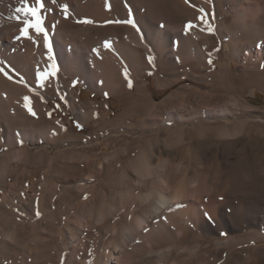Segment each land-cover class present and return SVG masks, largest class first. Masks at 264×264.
<instances>
[{"label": "rangeland", "instance_id": "1", "mask_svg": "<svg viewBox=\"0 0 264 264\" xmlns=\"http://www.w3.org/2000/svg\"><path fill=\"white\" fill-rule=\"evenodd\" d=\"M235 1L218 0L217 15L205 17L210 25L194 28L196 40L189 37L178 53L174 42L176 56L150 62L156 44L154 52L138 46L139 57L116 58L118 69L104 70L101 86L62 68L41 79L35 116L20 108L15 119L0 118L3 128L22 132L9 143L0 134V264H109L125 227L150 210L157 193L180 188L183 199L180 192L148 226L136 223L128 247L114 252L118 264H264V39L244 38ZM253 9L250 28L260 22L254 14L264 17V0ZM120 31L119 38L92 31L88 43L116 37L125 44L127 30ZM39 59L20 66L33 84L36 64L44 67ZM132 78L140 93L123 104L119 85Z\"/></svg>", "mask_w": 264, "mask_h": 264}, {"label": "bare ground", "instance_id": "2", "mask_svg": "<svg viewBox=\"0 0 264 264\" xmlns=\"http://www.w3.org/2000/svg\"><path fill=\"white\" fill-rule=\"evenodd\" d=\"M217 1L216 0H200V1L199 0H187V2H186V0H57V2L55 4H52V0H46L45 8L40 10V15L44 19L45 29L48 30L49 43L51 45V52H49L48 49H46L44 47L42 34L40 36H37L34 29H29V34H30V36L33 37L34 40H36V43H33L32 40H29L27 38L20 36V28L24 27V20L25 19H28V20L32 19V17L30 15L25 16L23 13H16L15 9L17 7L23 6L22 0H0V68H4L5 71H7L9 73V75L11 76V79H9L2 72H0V91L1 92L3 91V94H5L3 97H1V92H0V118L2 117L3 120L10 118L11 117L10 113H12L13 117L15 119L16 118L15 114L16 115H17V113L19 114L18 111L16 112V109H18V110L20 108L26 109L24 106L25 103H30L31 107H33L34 104H38L37 101L39 100V98H40V100L42 99L41 93L44 92V87H43L42 80H41L42 74L46 71H49L51 68V65L53 63H55V65H56L57 73L55 76L49 75V81L51 80V78L52 79L54 77L56 78L58 73L61 72L60 70H62V68L66 69V68H69V66H71V70H73L75 77L77 76V77L86 78L88 81L93 83L95 86L96 85L99 86L100 84H102V83H100V79H101L100 75L104 72V70L108 69L112 73L113 69L116 68V65H117L116 64L117 60H115L116 58H128V57L131 58V56L139 57V51L136 48L138 46L146 47V48H148V50L152 51L153 47H151V46L153 45V43H155L156 47H157V51H156V53L154 51H152V52H154L152 54L153 58H156L159 56L162 57L163 55H164L163 56L164 58L176 56V50L177 49H178L177 53H178V51L179 52L184 51V49H185L184 45L185 44L187 45V43L189 42L188 41L189 37L191 38V36H192L194 38V40H196L199 37V35L197 36L196 32H194V28L196 26H205V25L209 24L208 19L205 18V17H207L206 14L210 13L211 16L212 15L214 16V14H216ZM219 1H221V0H219ZM259 1H261V0H258V1L257 0H236L235 1L236 4L234 3L236 5V9H237L235 11L236 17H237L236 22L239 21L241 23V26L244 29V31H247L246 35H245L246 37H244V38H246L247 41L249 40V41L255 42V44L257 41H258V44H262V41H263L262 39H264V17L262 15L259 16L258 13L254 14V16L252 17L253 21H255V22L260 21V22H258L256 24L252 23L251 28L247 26V19L249 20L248 17H250V13H252V11H250V13H249V10H254L253 6H255V7L259 6ZM26 2L28 4V6H33L35 3V0H26ZM229 2H231V1H229ZM63 5H67V14H65V12L62 8ZM260 6L263 7V5H260ZM201 10H203V11H201ZM252 15H253V13L251 14V16ZM16 16H20V20H16L15 19ZM187 17L190 19H187ZM200 17L204 18L203 21L201 19H199ZM186 19H187V22H186ZM128 20L133 21L135 24V27H133L132 24H128V23L124 22V21H128ZM84 21H91V23H84ZM117 21H120V23H117ZM189 22L194 24L195 27H193L191 29H186L185 25L188 24ZM201 28H203V27H201ZM242 28H240V29H242ZM103 30L112 31L114 33V36H116L118 38H119V32H121L120 30H125V31L127 30V32H125L123 35L124 41L126 43L124 44V42H123V44H121L122 46L119 45L121 43V41H120V43H117L118 40H116V37H115V39L113 38V40H112L113 42L112 41H109V42L103 41L104 42V43L102 42L103 44H101L100 42H99L100 44H97V42L96 43L94 42L96 40L95 39L94 41L88 43L90 40H92V37H91L92 31L99 33ZM81 32L85 33V36L82 34V36H84L85 38L79 36L78 33L81 34ZM102 33H100V34H102ZM104 34H105V32H104ZM86 36L91 37V38H89V40L87 42H86V40L88 38ZM101 37H105V36L103 35ZM101 37H100V40H101ZM97 39H98V41H100L99 37ZM186 40L188 41L187 43H186ZM235 41H236L235 45H237V46L240 43L243 44V42L238 43L240 41L238 38H237V40L235 39ZM174 42L176 45L174 44ZM232 42H234V41H232ZM105 43L110 44V47H105ZM192 43H194V42H192ZM249 43H251V42H249ZM188 44H190V43H188ZM174 45L177 47V49H174L172 47ZM235 45L234 46L232 45L233 48L235 47ZM203 47H205V46H203ZM197 50H198V48H197ZM259 50H261V49H259ZM144 52H146V50ZM150 54H151V52H150ZM199 54H200V51H199ZM49 56L52 57L51 60L49 59ZM140 57H141V54H140ZM7 58L11 59L10 63L7 62ZM25 58H35V59L40 58L41 60H43L44 67L43 66L38 67L39 64H38V66L36 64V67H35L36 82H35V84L31 83L32 78L31 79L29 78V80L31 82H28L26 79V76L23 73V70H21L22 69L21 64H22V62H24ZM88 58H94V60L92 61L93 62L92 64H91V62H89L92 59L88 60ZM179 58H180V56H179ZM12 61L14 62V65L17 66V64H18V66L16 67L17 69H15V66L11 63ZM116 69H118V68H116ZM10 71L14 72L15 74L11 73ZM65 71H67V70H65ZM69 72H70V70H69ZM38 74H41V75H38ZM46 78L48 79V76ZM186 79H187V76L183 77L181 80H177L176 82L184 81ZM43 80H45V79H43ZM129 83L131 84V86H129ZM138 83L139 82L137 81V79L132 78V79H129L128 82H126V84L119 85L120 87H122V89L119 91L120 93L119 92L118 93L122 99L123 104H125V103L128 104L130 101H133V96H134L135 92L140 93L139 87L137 86ZM134 87L137 88L136 91H135ZM105 92H106V90H103V93H105ZM67 93L68 94L70 93L69 89H67ZM105 95H107V94H105ZM25 97L28 98L27 101L25 100ZM42 101H43V99H42ZM34 107H35V105H34ZM8 109H10L12 112H8ZM21 109H20V112H21ZM82 109H83V112L81 110H79L82 112V113H80L79 116L81 117V121L85 122L84 118L87 116L88 112L85 110L86 107H82ZM95 114L96 113H94V115ZM18 116H20V115H18ZM23 118H25V117H23ZM23 118L21 117L22 120H23ZM4 121H6V120H4ZM7 122H9V121H7ZM9 123L11 124V122H9ZM12 123H13V121H12ZM5 126H6V128H3L2 124L0 123V134H3L5 136V139H7L8 143L11 141V138H12L11 136L13 135V133L18 140L22 139L21 138L22 132L17 130L18 127H16L15 131L13 132V130H12L13 128L10 129V126L8 123H6ZM42 133H44V130ZM68 138H69V136H68ZM63 139H65V136ZM73 141H75V140L73 139ZM10 145H12V144H10ZM7 146H9V145H7ZM18 154H19V152H18ZM16 155H17V153H15L13 156L8 155L7 156L8 161L11 160V159L9 160V158L16 157ZM3 164L5 165V163H3ZM3 164H1V165H3ZM161 180H163V179H161ZM165 181L166 180L161 181L162 184L164 183V184L168 185L169 183H166L167 181L166 182ZM184 183H183V186H185ZM195 183L193 181H191L187 185H189L190 189H191V187H194V186L196 188L197 184L195 185ZM162 184H161V186H162ZM172 185H173V183H172ZM177 187L179 188V185ZM171 188H174V186L170 187V189ZM195 188H193L194 192H195V190L197 191V189L199 190V187L196 189ZM131 189H133V188H131ZM177 190L178 189H176L174 194L169 195V196L166 192L164 193L163 191L162 192L157 191L159 193L156 192L157 194H156V196H154V197H156V201L154 200L155 202L152 205V207L150 208V210H148L147 212L145 211V213H143L142 215L137 214V215H140L139 217L137 216L138 217L137 220L135 219L136 223H138V225H139V228H140V226H144V227L148 226V224L156 216H158L164 209L168 208L169 204L171 203L172 200H174V198L175 199L178 197L180 198V194H181L180 192L183 193V190H182V188L179 189L180 191L178 190L179 192ZM203 191L205 193L206 190H203ZM203 191H201V192H203ZM185 193H186V191H185ZM181 195L182 196L184 195L182 198H180V199H183L185 197V194L183 193ZM194 195H195V193H194ZM131 196H132V194H131ZM189 196H191L190 193H189ZM258 196H260V195H258ZM193 197H196V196H193ZM189 198H191V197H189ZM163 214H164V212H163ZM156 219H158V217ZM132 220H133V218H132ZM136 223L134 224V226H132L133 224L132 225L130 224L132 226V227L130 226L131 228L125 227V229L123 230L121 240L118 239V241L120 240V242H117V244L114 246L115 251L111 252L110 253L111 255L108 256L109 257V260H108L109 264H116V263L118 264V262H117L118 260L116 261V257L114 255V252L121 250L129 242H131V239H132L131 236L136 233V231H135L137 229ZM133 231H135V233H133L131 235V233ZM160 231H162V229ZM166 231H168V230H164V233ZM157 234H158V231H157ZM155 235H156V232H155ZM155 235H153V236L155 237ZM164 235L166 236V234H164ZM156 236H158V235H156ZM169 236L167 235L166 238ZM161 238L163 239V237H161ZM152 239L153 240L155 239V241H156V237L152 238ZM158 239H160V238H157V242H159ZM162 239H160V241ZM180 240H179V242H181ZM230 241L226 240L225 245L226 244L229 245ZM65 242H67V241H65ZM172 242H174V241L172 240ZM163 243H166V242H163ZM176 243H177V241H175V245H176ZM173 244H170V245L172 246ZM154 245H155V243H154ZM165 245L167 246L168 244H165ZM216 245H219V242H217ZM221 245L223 246L224 244H221ZM141 246L142 245H140V247ZM126 247H128V245ZM142 248H144V246ZM142 248H140V249H142ZM152 248H150V249H152ZM162 248L165 249V246L164 247L162 246ZM166 248H167V252H168L169 249H168V247H166ZM192 249H193V247H192ZM144 252H142V253H144ZM160 252H162V251H160ZM122 253H124V252H122ZM133 253L134 252L132 251V254ZM130 254H131V252H130ZM137 254H138V249H137ZM127 255H128V253H127ZM139 255H140V252H139ZM135 257L136 256L132 257L134 259L130 258V260L132 259L134 261ZM138 257H140V256H138ZM146 258H147V256H146ZM149 258H151V257H149ZM117 259H118V257H117ZM140 259H144V258L140 257L139 260Z\"/></svg>", "mask_w": 264, "mask_h": 264}, {"label": "snow or ice", "instance_id": "3", "mask_svg": "<svg viewBox=\"0 0 264 264\" xmlns=\"http://www.w3.org/2000/svg\"><path fill=\"white\" fill-rule=\"evenodd\" d=\"M56 2H57V0H52V4H55ZM186 2H187V0H186ZM45 3H46V0H35V3L33 6H28L26 0H22L23 6L17 7L15 9V11H16V13H23L25 16L30 15L32 17L31 20H28V19L24 20V27L20 28V36L27 38L29 40H32L33 43H36V40H34L33 37L30 36V34H29V29H34L37 36H40L42 34L44 47L46 49H48L49 52H51V45L49 43L48 30L45 29L44 19L40 15V10L45 8ZM62 8H63L65 14H67V5H63ZM201 11H203V10H201ZM15 19L20 20V16H16ZM199 19H201L203 21L204 18L200 17ZM124 22L128 23V24H132L133 27H135L134 22L131 20L124 21ZM84 23H91V21H84ZM117 23H120V21H117ZM185 27H186V29H191V28L195 27V25L192 24L191 22H189L188 24L185 25ZM105 47H110V44L105 43ZM49 59L51 60L52 57L49 56ZM153 59H154L153 57H149L150 62ZM0 72H2L6 77L11 79V76L9 75V73L7 71H5L4 68H0ZM56 73H57L56 65H55V63H53L51 65L50 70L46 71L42 74V78H46L49 75L55 76ZM38 75H41V74H38ZM129 86H131L130 83H129ZM25 100L27 101L28 98L25 97ZM24 106L33 116L36 115L35 111H33L32 107L30 106V103H25ZM181 206L182 205H177V207H181ZM36 214H37V216L40 215L39 212H37Z\"/></svg>", "mask_w": 264, "mask_h": 264}, {"label": "crops", "instance_id": "4", "mask_svg": "<svg viewBox=\"0 0 264 264\" xmlns=\"http://www.w3.org/2000/svg\"><path fill=\"white\" fill-rule=\"evenodd\" d=\"M78 97H80V95L77 93ZM98 111V110H97Z\"/></svg>", "mask_w": 264, "mask_h": 264}]
</instances>
